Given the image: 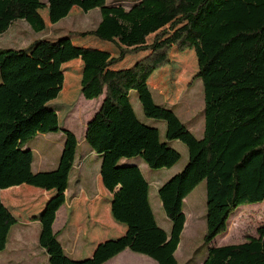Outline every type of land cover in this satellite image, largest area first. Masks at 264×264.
I'll use <instances>...</instances> for the list:
<instances>
[{
    "label": "trees",
    "instance_id": "obj_1",
    "mask_svg": "<svg viewBox=\"0 0 264 264\" xmlns=\"http://www.w3.org/2000/svg\"><path fill=\"white\" fill-rule=\"evenodd\" d=\"M43 7L40 0H0V35L23 20L34 31L44 30L38 13ZM73 8L99 10V23L90 31H58L57 39L34 40L0 66V253L10 221L1 192L27 185L52 193L34 217L48 264H104L125 250L156 264H178L175 252L185 225L182 204L176 201L165 210L171 222L166 233L156 222L141 164L121 161L139 158L150 169H170L180 154L169 142L184 144L190 168L177 185L180 194L177 186L171 188L182 198L196 176L205 182L207 245L227 230L235 209L264 202V0H136L130 6L107 0H47L50 27ZM87 37L114 45L118 54L75 43ZM172 49L193 50L197 60L194 78L201 80L204 94L202 139L173 111L153 101L150 80L169 64ZM75 60L82 64L81 96L88 101L102 97L86 123L84 145L100 158L99 175L112 197V219L126 228L81 261L65 255L52 228L75 165L77 139L61 130L58 165L47 172H32L33 154L26 148L37 135L59 131L58 110L49 104L63 89V66ZM179 65L184 76L189 64L183 59ZM132 94L146 118L165 123L167 142L161 141L157 128L137 118ZM202 264H264V226L257 229V237L242 243L210 246Z\"/></svg>",
    "mask_w": 264,
    "mask_h": 264
},
{
    "label": "rangeland",
    "instance_id": "obj_2",
    "mask_svg": "<svg viewBox=\"0 0 264 264\" xmlns=\"http://www.w3.org/2000/svg\"><path fill=\"white\" fill-rule=\"evenodd\" d=\"M46 1L40 0L41 5L45 6L46 4L44 3ZM113 1H120L124 6H130L136 0H107V3L110 4ZM40 17L45 26L42 31H34L29 23L23 20L16 21L4 34L0 35V50L4 52L2 57L0 56V66L9 59L8 56L25 49L34 40L42 38L57 39L58 35L56 33L58 31L66 32L64 35L72 31H90L100 21V14L97 9L90 11L88 15L73 13L69 19H63L58 24L53 25V27H49V23L46 22L42 15ZM92 40L96 39L87 38L82 42L93 45L95 43ZM151 40L152 36L148 38V42L150 43ZM99 46L107 49L114 56L118 54L117 48L112 44H99ZM183 59L190 67L184 76L181 74L179 65ZM127 60L129 59L127 58L116 67L122 66ZM81 66L79 61H76L63 67V89L59 96L49 104L50 107H56L58 110L59 131L39 134L26 144V148L32 150L33 172H47L56 169L63 148L64 137L61 130L65 129L72 132L76 139L81 141L84 138L83 134L88 119L94 111H97L100 105L102 97L88 101L80 94ZM197 70V60L193 50L179 52L176 49H172L169 64L153 73L149 89L155 104L173 111L197 139H202L204 131V94L201 80L194 78ZM131 103L137 118L145 125L157 128L161 141L167 142L165 139V123L161 120L146 118L135 94L131 96ZM85 146L88 148L87 144ZM169 146L180 154L179 161L170 169H150L139 158L123 159L121 163L141 164V172L150 186L149 201L156 222L163 230L169 232L171 228V222L165 210L172 208L176 201L182 204L181 209L185 214L186 220L184 231L175 252V259L178 264H202L207 257V250L210 246L218 247L228 244H239L249 238L257 237V229L264 226V202L238 207L231 214L225 232L216 236L209 245L203 241L206 231L205 182L196 176L197 182L192 186H188L190 188L189 192L185 195L183 194L182 198L175 197L177 192L171 186H177L180 180V182L183 181L182 176L186 175L190 165L187 148L184 144L179 141H170ZM84 154L82 149L78 147L75 170L71 171L69 186H71L73 191L79 190L76 186L87 188L88 194H92L91 199H94V201L99 198H109L103 189L99 176L100 158L94 154L87 156L82 163L83 168H81L79 163ZM188 182L193 184L191 179ZM163 187L166 188L161 190ZM178 189L180 194V186H177V191ZM39 192L40 189L27 185H21L19 188L11 189V191H2L1 199L8 206L9 215L17 219L16 223L10 225L6 249L0 255V264H10L7 261L12 258L13 262H17L18 253L15 252L14 256V251L18 248L19 234L25 236L26 251L35 247L33 246L34 241L35 245L38 246L37 240L40 226L36 225L32 219L30 220L32 224L27 226V220L25 222L24 219L30 218L37 212V206L43 197ZM91 215L94 216V220L87 218ZM82 216L86 218L83 219L84 224L87 223L89 226L100 221L97 208H88V211L82 213ZM106 226L109 227L108 224ZM58 229L59 224L56 222L54 230L58 231ZM60 235L61 242L65 248L69 252L75 250V254L65 252L67 257L76 261L87 259L84 252H86L94 239L95 232L89 230L88 233H85L77 230L76 227H71ZM124 254H131V256L136 257L124 256L118 259L116 264H156L152 259L143 255H135L129 251H125Z\"/></svg>",
    "mask_w": 264,
    "mask_h": 264
},
{
    "label": "crops",
    "instance_id": "obj_3",
    "mask_svg": "<svg viewBox=\"0 0 264 264\" xmlns=\"http://www.w3.org/2000/svg\"><path fill=\"white\" fill-rule=\"evenodd\" d=\"M44 4H46L45 7H43L42 9H40L38 11V13H39V15H42L43 18L46 19V22L47 23H49L48 22L47 1ZM73 13H80V14L88 15L89 12L88 13H83L78 8H73L71 10V12L69 13V15L65 19H67V18L69 19L70 16ZM48 25L50 27V24H48ZM87 38H91V37H87ZM87 38H85V39H87ZM85 39L77 40V41H75V43L77 45L85 46L87 44L82 42V41H85ZM92 41H93V43H95L93 45H95L97 48L104 49L101 46H99V44H102L103 45L104 43H100V42H98L96 40H92ZM29 45H30V43L28 44V46ZM76 61H79V63L81 64L80 60L71 61L70 63H73V62H76ZM70 63H68V64H66L64 66H67ZM95 112L96 111H94V113ZM93 114H92V116H93ZM90 118L88 119V121L90 120ZM83 137H84V134H83ZM77 142H78V147L80 149H82V152L85 153L84 156H83V159H81V161L79 163V165L81 166V168H83V164H82L83 161L85 160V158L87 156L93 155V153L90 152V151L88 152L86 146L84 145L85 144L84 143V138H82L81 141L80 140L79 141L77 140ZM32 164H33V162H32ZM31 169H32V165H31ZM73 170H75V165L73 167ZM76 187L79 188V190L76 189V191L75 190L73 191L71 189V186H68V189L65 191V194H64L65 195L64 203L58 209V211L56 212V217H55V221L53 223V227L52 228H53V232L57 235V239L61 243V245H62V247L64 249V252H68L69 254H75V250L69 252L65 248V246L61 242V235L60 234H63L66 229L71 228V227L72 228L73 227H76L77 230L83 231L85 233H88L89 230H91V232H95L94 239L90 243L89 248L86 250V252H84L85 258H89L92 255L95 247L98 244H100V243H102V242H104L106 240H112V239L119 238L120 236H122L125 233L126 228H125V226L116 223L112 219L111 211H110V202H111V198L112 197H111V194H109L104 189V187H103V189H104L107 197H109V198H103V199H100L99 198L97 201H94V199H91L92 198V194H88L87 188H83L82 186H76ZM14 188H17V187H14ZM88 188H90V187H88ZM11 189H13V188H11ZM39 193L42 194L43 197L40 200V204L37 206V209H38L37 212L34 215H32L30 218L24 219L25 222L27 220V222H26L27 226H30L32 224V222L30 221L31 219L35 221V224L36 225L40 226L39 225V221L37 219H35L34 217H36L40 213V211L44 207L46 201L50 198V196L52 194L51 192H46V191H43V190H40ZM75 194L77 195V197H76ZM2 202H3V200H2ZM3 204H4V202H3ZM6 207L8 209V206H6ZM88 208H97L98 216L100 218V221L97 222L98 224L97 223L94 224V225L90 224V226L87 223H86L87 225L84 224V220L83 219H86V218H84L82 216V213L87 212L88 211ZM102 214H103V217H102ZM183 214H184V212H183ZM87 218L89 220H94V216L93 215L88 216ZM9 219H10V221H9V229H10V225L16 223V219L17 218L14 219V216L9 215ZM81 220L83 222L82 224H81ZM102 220L104 221V224H103V221ZM185 220H186V218H185ZM56 222H58V224H59L58 231H55L54 230V227H55V223ZM105 223L108 224L109 227H107ZM35 229H36V226H35ZM183 231H184V229H183ZM183 231H182V233H183ZM39 232H40V227H39ZM165 232L166 233H169L167 231H165ZM38 236H39V233H38ZM181 236H182V234H181ZM24 237L25 236L24 235H21V234H19V236H18V240H19L18 241V248H17V250L14 251V256H15V252L18 253V260H17V262L16 263L13 262L12 261L13 258H12L11 260L9 259L7 261V263H10V264H48L47 255L45 254L44 250L39 246L38 240H37V245L38 246L35 245V241H34L33 246H35V247L33 249H29V251H26L27 245H26V242H25ZM5 249H6V247H5ZM125 251H129V250H125ZM125 251H123L122 253H120L119 255H117L116 257L112 258L111 260L107 261L104 264H116V261H118V259H121L124 256L132 257V258L133 257H136V256H133V255L131 256V254H128V255L127 254H124ZM129 252H131V251H129ZM1 253H0V255H1ZM131 253H133V252H131ZM133 254H135V253H133ZM135 255H139V254H135Z\"/></svg>",
    "mask_w": 264,
    "mask_h": 264
}]
</instances>
